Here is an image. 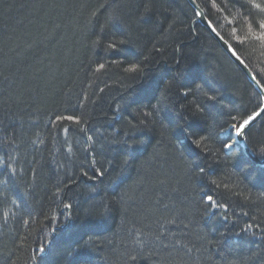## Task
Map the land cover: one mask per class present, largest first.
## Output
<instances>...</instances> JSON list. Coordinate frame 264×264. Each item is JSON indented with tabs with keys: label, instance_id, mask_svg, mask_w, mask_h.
Returning <instances> with one entry per match:
<instances>
[{
	"label": "trees",
	"instance_id": "1",
	"mask_svg": "<svg viewBox=\"0 0 264 264\" xmlns=\"http://www.w3.org/2000/svg\"><path fill=\"white\" fill-rule=\"evenodd\" d=\"M196 1L264 87V29L260 28L264 23V0ZM101 3L106 4L101 20L111 12L126 19L139 17L141 0H0V91H15L13 82L20 77L30 90L25 103L11 111L8 105L0 106V127L9 129V137L13 129L17 133L11 144L0 146V158L16 171L15 178L3 177L8 182L0 188V251L12 249L17 264H26L29 256L53 237L57 249L71 242L64 228L74 210L64 209L63 203L75 201L74 207H78L90 196L88 188L92 182L80 176L82 170L91 174L94 153L86 151L91 147L87 136H97V130L107 135L117 126L111 120L113 101L120 100L127 83L121 78L122 69L112 60L117 56L131 59L133 54L138 55V47L147 54V49L156 43L167 54H174L173 50L181 47L190 64L199 69L201 80L215 94L207 119L195 122L193 129L212 137L209 148L221 163L212 167L218 187L199 182L194 189L186 190L175 180L164 185L154 180L144 193V203L159 209L158 215H175L182 210L189 213V246L199 245L197 235H211L215 229L227 234L228 245L235 255L245 258V264H264V183L260 180L264 167L255 165L240 148L229 153L221 146V142L230 141L223 132L230 127L231 116L239 119L256 112L261 104L259 93L206 28L195 22L194 11L186 0H157L163 23L156 25L155 16H145L151 22L141 27V35H134V43L124 46L119 54L92 45L88 38V13ZM100 63L105 64L103 70H97ZM152 64L154 72L163 66L156 65L155 60ZM85 97L88 99L81 106ZM68 116L75 120L66 119ZM245 139L252 150L254 141L264 139V115ZM163 151L162 148L161 154ZM95 158L98 162L101 159L98 155ZM169 163L157 161L158 177L168 174ZM37 164L40 180L34 182L31 168ZM69 175L73 179L80 177L78 185L56 195L55 186L61 180L67 183ZM208 195L213 196L214 203L226 207L201 203V198ZM163 204L168 205L167 212L161 207ZM154 219L130 213L121 224L119 209H115L97 230L99 235L115 240V251L106 264H122L121 241L127 243L129 229L136 224H150ZM52 228L55 231L50 232ZM114 233L119 234L113 236ZM0 264H5L2 255ZM184 264L213 262L203 250L194 248Z\"/></svg>",
	"mask_w": 264,
	"mask_h": 264
},
{
	"label": "snow or ice",
	"instance_id": "2",
	"mask_svg": "<svg viewBox=\"0 0 264 264\" xmlns=\"http://www.w3.org/2000/svg\"><path fill=\"white\" fill-rule=\"evenodd\" d=\"M105 8L106 4L101 3L99 7L91 9L86 27L91 31L88 38L92 45L102 46L104 51L113 54H119L124 46L133 44L134 35H141V27L151 22L150 19L145 20V16H155L156 25L163 23L157 0H141L138 5L139 17L135 20L130 17L126 19L115 12L101 20V10ZM194 15L201 17L202 13L196 11ZM172 26L170 24L169 28ZM114 28L117 30L114 31ZM120 28L123 31H119ZM260 28L264 29V23L260 24ZM144 32H147L146 27ZM137 52L138 55L133 54L131 59L117 56L112 60V64L122 69L121 78L127 82L120 100L113 101L115 107L111 120L117 126L107 135L97 130V136H87L91 147L86 151L94 153L90 164L91 174L82 170L80 176L92 182L88 188L90 196L78 207H74L75 201L62 202L64 209L74 210V215L69 217V223L64 228L71 242L63 249H57L53 237L51 241L42 243L35 254L29 256L26 264L31 261L36 264H106L110 254L115 251V240L99 235L97 230L115 209H119L121 224L128 220L130 213L143 214L146 218L155 217L150 224H136L129 229L125 238L127 243L121 241L122 264H148L149 261L151 264H184L185 257L190 258L194 248L196 251L203 250L213 264H245V258L233 253L225 232L214 229L211 235H197L199 245L189 246L192 243L189 213L182 210L175 215H158L159 209L145 205L144 193L154 180L161 185L175 180L183 184L186 190L194 189L199 182L218 187L217 180L212 176V167L214 164L219 166L221 161L209 148L208 141L212 137L193 129L195 122L207 119L209 106L216 101L212 89L201 80L199 69L190 64L179 46L173 50L174 54H167L166 49L156 43L147 49V54L139 47ZM232 54L236 56L235 51ZM153 60L156 65H163L155 72L152 70ZM104 68L105 64L100 63L97 70ZM7 79L4 77V80ZM13 85L15 91L9 89L7 94L0 91V106L8 105V111L25 103L30 91L25 87L23 77L14 81ZM100 91L103 92V89ZM87 99L85 97L81 101V106ZM261 114L264 113L254 111L250 115H241L239 119L232 115L230 128L235 137L248 136L251 124ZM66 119L75 120V117L68 116ZM2 123L0 121V125ZM76 123L80 121L76 120ZM228 131V128H224L225 133ZM16 138L15 129L9 137V129L0 127V146L11 144ZM221 146L231 153L233 145L221 142ZM253 150L264 156V139L254 141ZM97 155L101 157L99 162L95 158ZM161 159L170 162L168 174L163 178L157 176V161ZM31 171L34 182H38V164ZM5 175L15 178L16 171L0 158V188L7 185L8 181L3 178ZM79 179L69 175L67 183L63 180L57 183L55 194L59 195L65 189L71 190V186L78 185ZM260 180L264 183V175ZM201 203L207 207H226L214 203L211 195L202 197ZM161 207L168 211V205ZM246 231L241 229V232ZM118 234L114 233L113 236ZM240 234L236 233L237 236ZM12 252V249L6 253L0 251L5 264H17Z\"/></svg>",
	"mask_w": 264,
	"mask_h": 264
},
{
	"label": "water",
	"instance_id": "3",
	"mask_svg": "<svg viewBox=\"0 0 264 264\" xmlns=\"http://www.w3.org/2000/svg\"><path fill=\"white\" fill-rule=\"evenodd\" d=\"M187 2L191 5V7L193 8L194 13L196 11H199L202 13L201 17H197L196 16V21L204 26L206 28V30L210 33L211 36L214 37V39L217 41V43L224 49V51L226 52V54L232 58L236 64L238 65V67L242 70V72H244L246 78L250 81V83L252 84V86L254 88H256V90H258L259 95H260V99L262 101L260 107L256 110L257 113H264V90L261 88L259 82L257 81V79H254L253 73L250 70V68H248L246 66V64L244 63V61H242V59L237 55L233 56L232 52L235 51L234 48L232 46H230L228 44V42L222 37V35H220V33L217 32V30L214 28V26L210 23V21L208 20V18L205 16V14L203 13L202 9L199 7V5L195 2L193 3V0H187ZM231 49V51L229 50ZM236 52V51H235ZM237 56L239 57V60L237 59ZM242 61V62H241ZM264 114L258 115L254 122L251 124V127L253 125H255L256 121L263 116ZM235 136V135H234ZM235 138V137H234ZM236 143L238 144L239 147H241L242 151L245 153L246 157L250 158V160L257 166L260 167H264V159H260V157H257L253 151L251 150L250 146L247 145L246 141H245V137H240L239 139L236 138Z\"/></svg>",
	"mask_w": 264,
	"mask_h": 264
},
{
	"label": "rangeland",
	"instance_id": "4",
	"mask_svg": "<svg viewBox=\"0 0 264 264\" xmlns=\"http://www.w3.org/2000/svg\"><path fill=\"white\" fill-rule=\"evenodd\" d=\"M217 32H218V31H217ZM218 33H219V32H218ZM222 37H223V36H222ZM242 61H244V60H242ZM244 63H245V61H244ZM245 64H246V63H245ZM246 66L248 67L247 64H246ZM248 68H249V67H248ZM250 70H251V69H250ZM251 71H252V70H251ZM253 76H254V78L256 79V77H255L254 74H253ZM257 81L259 82L258 79H257ZM249 82H250V81H249ZM259 84H260L261 88L264 90L263 85H261L260 82H259ZM251 85H252V84H251ZM252 87H253V86H252ZM253 89L256 90V88H254V87H253ZM257 92H258V90H257ZM258 93H259V92H258ZM259 98H260V95H259ZM260 101H261V99H260ZM261 103H262V101H261ZM260 105H261V104H260ZM261 117H262V116H261ZM261 117H260V118H261ZM260 118H259V119H260ZM228 129H229L228 133L223 132V136H229V135H231L230 141L232 142V141H233L232 139H234V137H235L234 135H235V134H234V132L231 130L230 127H229ZM235 140H236V139H235ZM231 142H228V144L231 143ZM232 143H233V144H231V145H233L232 150H233V149L235 150L236 148H240V149H241V147H239L237 143H234V142H232ZM234 145H235V146H234ZM250 148H251V147H250ZM251 150H252V149H251ZM241 151H242V149H241ZM252 151H253V150H252ZM242 152H243V151H242ZM243 153H244V152H243ZM253 153H254V151H253ZM244 154H245V153H244ZM254 154H255V153H254ZM255 155H256V154H255ZM256 156H257V157H260V159H264V156H261V155H259V154L256 155Z\"/></svg>",
	"mask_w": 264,
	"mask_h": 264
},
{
	"label": "bare ground",
	"instance_id": "5",
	"mask_svg": "<svg viewBox=\"0 0 264 264\" xmlns=\"http://www.w3.org/2000/svg\"><path fill=\"white\" fill-rule=\"evenodd\" d=\"M187 1V0H186ZM195 2L197 3V1L195 0ZM188 3V2H187ZM198 5H199V7L202 9V7L200 6V4L199 3H197ZM193 9V8H192ZM202 11H203V9H202ZM203 13H204V11H203ZM205 16H206V14H205ZM207 17V16H206ZM208 18V17H207ZM208 20H209V18H208ZM210 21V20H209ZM195 22H197V21H195ZM198 23V22H197ZM211 23V22H210ZM214 26V25H213ZM215 28V27H214ZM216 29V28H215ZM236 137L234 138V139H232L233 141L232 142H234V143H236ZM229 142H231V141H229ZM229 143V144H233V143ZM235 146V145H234ZM55 228V227H54ZM54 228H52L51 230H50V232H53V231H55V229ZM49 242V241H48Z\"/></svg>",
	"mask_w": 264,
	"mask_h": 264
}]
</instances>
